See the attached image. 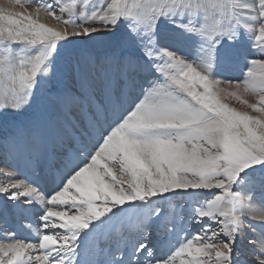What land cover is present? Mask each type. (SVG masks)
<instances>
[{
	"label": "snow or ice",
	"instance_id": "6c2138e0",
	"mask_svg": "<svg viewBox=\"0 0 264 264\" xmlns=\"http://www.w3.org/2000/svg\"><path fill=\"white\" fill-rule=\"evenodd\" d=\"M82 3L78 12L77 0L38 2L34 12L14 10L21 0L0 5V115L34 109L25 148L33 172L43 161L50 181L46 192L0 186L9 201L39 211L36 242L0 243V264H141V253L143 264H238L241 210L251 200L243 190L256 174L264 189V59H249L242 80L224 79L220 69L242 35L264 57V0ZM57 7L69 16L63 29L39 19L43 9L61 21ZM164 22L171 43L161 38ZM98 37L112 49L130 41L136 54L97 59L94 75L77 69L81 91L65 90L59 101L86 102L91 119L57 153L38 129L41 89L56 78L58 60L71 66L73 53L63 49ZM153 228L177 237L165 255L145 242ZM133 236L140 239L125 262L120 244Z\"/></svg>",
	"mask_w": 264,
	"mask_h": 264
},
{
	"label": "rangeland",
	"instance_id": "374dc122",
	"mask_svg": "<svg viewBox=\"0 0 264 264\" xmlns=\"http://www.w3.org/2000/svg\"><path fill=\"white\" fill-rule=\"evenodd\" d=\"M6 2L9 4V0H6ZM38 2L48 3L53 2V0H31L29 3H24V0H21V3L24 4L23 9L28 10V12H34ZM54 2L59 7H63L65 3H71V0H54ZM83 9L82 0H77L76 11ZM46 15L45 11L41 9L39 16L46 17V20L41 19V22L58 29L66 27L63 19L69 18L68 13H61L57 7L56 15L62 16L61 21ZM67 27L71 31V26L67 25ZM160 35L165 42H172L170 38L174 33L168 22L160 25ZM181 47L184 53L191 56V44L186 43ZM230 47L233 51L227 55L226 63L220 69V75L224 79L242 80L249 59H264V57L257 55L246 35H242ZM62 51L73 53L71 66L68 67L63 59L58 60L55 69L56 78L46 81L43 85L41 89V111L43 115L38 124L40 134L46 138L50 146L55 147L57 153L63 150L59 141L61 139L69 140L72 135L76 134V129L82 128L87 120L91 119L89 106L86 102L70 103L65 107L59 101V96L65 90L77 93V95L81 91L77 69H79L81 75H94L93 62L95 60H103L105 56H133L136 54V48L130 41L121 44L119 48L112 49L108 46L104 37H98L92 41L81 38L76 44L68 46ZM246 98L250 102H255L253 97ZM226 102L237 109L249 110L235 98H228ZM33 114L34 109H28L19 114L7 113L0 115V186L24 182L30 183L34 187L39 186L42 192H46L50 187V181L47 179V165L41 161V164L35 168L34 173L28 161L25 145L28 137L33 132ZM252 114L256 115L255 112H252ZM60 122L62 124H59ZM15 140H19V147L14 146ZM256 176L257 179L243 190L246 199L249 193L251 194V200L250 206H246L241 210V215L244 218V231L241 234L242 238L237 240L236 245L237 254L235 258L238 264H258L261 250L264 249V225L259 223L261 217H264V189L261 187L259 174H256ZM33 180H36L37 183H33ZM8 195H10V192L8 194L0 193V243H10L14 239L36 242V232L39 228L38 206L31 209L21 207L23 200H21V204H17L14 201H9ZM176 200L181 204L186 203V200H180L179 198H176ZM191 231H198V227L192 226ZM176 238L175 234L167 233L163 229L153 228L151 235L145 242L154 250L155 255L162 256L167 254L174 246ZM138 239L140 238L133 236L127 244H120L125 262L129 259L132 246ZM120 255V253H117L116 258L119 259ZM147 255V253L139 255L141 264H143Z\"/></svg>",
	"mask_w": 264,
	"mask_h": 264
},
{
	"label": "bare ground",
	"instance_id": "6f19581e",
	"mask_svg": "<svg viewBox=\"0 0 264 264\" xmlns=\"http://www.w3.org/2000/svg\"><path fill=\"white\" fill-rule=\"evenodd\" d=\"M0 5L8 6L6 0H0ZM14 10H16V11H24V9L20 7V5H15V6H14ZM25 10H26V9H25ZM27 11H28V10H27ZM46 16H47V15H46ZM39 19H40V21H41V19L46 20V17L44 18V16H39ZM57 109H59V108H57ZM59 120H61V119L59 118ZM59 124H62V123L60 122Z\"/></svg>",
	"mask_w": 264,
	"mask_h": 264
}]
</instances>
